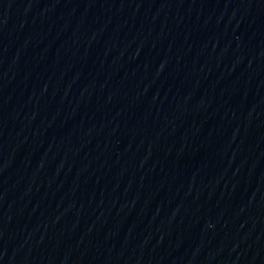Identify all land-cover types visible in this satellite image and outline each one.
<instances>
[{"label":"water","instance_id":"obj_1","mask_svg":"<svg viewBox=\"0 0 264 264\" xmlns=\"http://www.w3.org/2000/svg\"><path fill=\"white\" fill-rule=\"evenodd\" d=\"M0 264H264V7L1 98Z\"/></svg>","mask_w":264,"mask_h":264}]
</instances>
